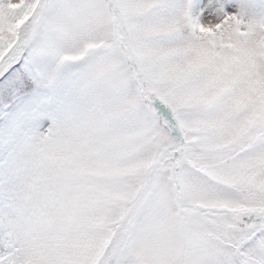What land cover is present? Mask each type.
Masks as SVG:
<instances>
[{"label":"snow or ice","instance_id":"obj_1","mask_svg":"<svg viewBox=\"0 0 264 264\" xmlns=\"http://www.w3.org/2000/svg\"><path fill=\"white\" fill-rule=\"evenodd\" d=\"M0 264H264V0H0Z\"/></svg>","mask_w":264,"mask_h":264}]
</instances>
